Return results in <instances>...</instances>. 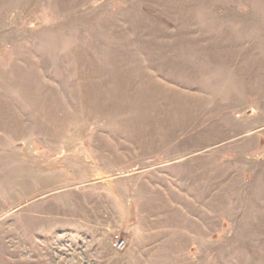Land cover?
<instances>
[{
  "label": "rangeland",
  "instance_id": "rangeland-1",
  "mask_svg": "<svg viewBox=\"0 0 264 264\" xmlns=\"http://www.w3.org/2000/svg\"><path fill=\"white\" fill-rule=\"evenodd\" d=\"M0 264H264V0H0Z\"/></svg>",
  "mask_w": 264,
  "mask_h": 264
},
{
  "label": "built area",
  "instance_id": "built-area-1",
  "mask_svg": "<svg viewBox=\"0 0 264 264\" xmlns=\"http://www.w3.org/2000/svg\"><path fill=\"white\" fill-rule=\"evenodd\" d=\"M113 246L115 249L119 250L123 247V241L116 240V241H114Z\"/></svg>",
  "mask_w": 264,
  "mask_h": 264
}]
</instances>
